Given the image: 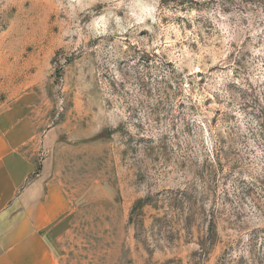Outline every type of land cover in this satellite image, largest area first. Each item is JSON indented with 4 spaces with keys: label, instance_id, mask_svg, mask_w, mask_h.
<instances>
[{
    "label": "rangeland",
    "instance_id": "1",
    "mask_svg": "<svg viewBox=\"0 0 264 264\" xmlns=\"http://www.w3.org/2000/svg\"><path fill=\"white\" fill-rule=\"evenodd\" d=\"M8 109L59 264H264V0H0Z\"/></svg>",
    "mask_w": 264,
    "mask_h": 264
},
{
    "label": "crops",
    "instance_id": "2",
    "mask_svg": "<svg viewBox=\"0 0 264 264\" xmlns=\"http://www.w3.org/2000/svg\"><path fill=\"white\" fill-rule=\"evenodd\" d=\"M34 137L27 111L0 112V264H59L51 229L64 225L69 205L49 178L51 158L37 163L25 153ZM52 137L42 135L43 150Z\"/></svg>",
    "mask_w": 264,
    "mask_h": 264
},
{
    "label": "trees",
    "instance_id": "3",
    "mask_svg": "<svg viewBox=\"0 0 264 264\" xmlns=\"http://www.w3.org/2000/svg\"><path fill=\"white\" fill-rule=\"evenodd\" d=\"M249 95H250V93H249L248 91L242 90V96H243V97H246V96H249ZM244 100H245V99H244ZM259 117H260V116H258V118H259ZM261 118L264 119L263 116H261ZM259 123L261 124V126L264 125L263 120H261Z\"/></svg>",
    "mask_w": 264,
    "mask_h": 264
}]
</instances>
